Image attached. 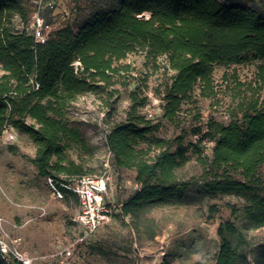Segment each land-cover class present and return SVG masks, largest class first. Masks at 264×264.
<instances>
[{
	"label": "trees",
	"instance_id": "trees-1",
	"mask_svg": "<svg viewBox=\"0 0 264 264\" xmlns=\"http://www.w3.org/2000/svg\"><path fill=\"white\" fill-rule=\"evenodd\" d=\"M27 13L18 0H0V136L7 126L26 134L35 144L33 164L43 178L84 176L65 152L69 142L80 139L68 126L65 109L96 89L95 83L108 87L119 71L127 72V66L117 63L128 54L139 51L153 60L166 56L175 72L162 108L169 121L195 87L201 98L216 95L215 66L255 63L254 82L244 91L247 107L238 104L240 120L223 125L209 119L184 146V136L149 140L156 126L137 116L133 106L128 119L113 124L105 139L115 168L133 170L139 185L122 202L123 216L179 199L189 182L178 179L176 170L189 161L191 150L202 170L197 182L206 195L244 202V229L229 220L217 228L221 245L215 264L264 263L263 258L249 259L244 233L264 228V179L259 173L264 166V109L259 98L253 99L264 89V14L235 0H120L114 8L89 13L75 31L69 26L55 30L47 42L37 44L14 24L15 17L27 24ZM142 142L146 148H138ZM207 142L210 159L203 155ZM236 213L233 207L231 214ZM0 264L7 263L0 257Z\"/></svg>",
	"mask_w": 264,
	"mask_h": 264
},
{
	"label": "rangeland",
	"instance_id": "rangeland-1",
	"mask_svg": "<svg viewBox=\"0 0 264 264\" xmlns=\"http://www.w3.org/2000/svg\"><path fill=\"white\" fill-rule=\"evenodd\" d=\"M18 1L28 8L27 24L18 17L14 18V24L19 30H27L33 0ZM104 1L92 0L86 8L81 0H53L54 8L43 11V15L55 30L69 26L75 31L86 15L85 10L90 13L109 10L118 2L101 6ZM235 1L255 6L264 14V0ZM47 13L50 16L46 17ZM117 66H127L128 71H119L108 87L95 83L96 89L78 96L66 107L68 126L79 132L80 139L69 142L65 152L84 175L108 176L120 203L139 186L134 181L133 170L117 169L113 165L105 139L113 124L126 121L135 106L137 116H145L156 126L147 137L149 140L173 141L184 136L183 145L188 146L195 139V128L204 129L209 119L223 125L240 120L238 104L247 107L244 96L249 94L244 91L253 84L256 70L255 63L250 62L215 66L216 95L201 98L195 87L182 100L174 120L169 121L162 108L175 72L166 56L147 59L137 51L128 54ZM255 98H259L258 106L264 109V89ZM27 122L31 123L29 119ZM9 135L11 143L7 142V135L0 136V232L9 239H19L25 253L37 256L33 264H215L221 245L217 236L219 224L229 220L237 228H245L241 213L243 200L228 195L216 198L206 195L202 184L197 182L201 167L190 150L189 161L176 170L178 179L189 182L179 199L171 204L150 206L126 219L117 216L110 224L85 234L71 222L77 211L76 199L73 196L61 201L54 199L44 178L38 175L33 164L36 152L33 141L15 129ZM138 148H146V143L142 142ZM210 148L211 143L207 142L203 154L207 159L211 157ZM173 150L171 144L170 151ZM259 173L264 179V166ZM233 207L237 209L235 215L231 214ZM244 233L250 242L249 259H264V228L247 229Z\"/></svg>",
	"mask_w": 264,
	"mask_h": 264
},
{
	"label": "built area",
	"instance_id": "built-area-1",
	"mask_svg": "<svg viewBox=\"0 0 264 264\" xmlns=\"http://www.w3.org/2000/svg\"><path fill=\"white\" fill-rule=\"evenodd\" d=\"M32 3L33 10L31 11V19L27 30L32 35L35 43L44 44L55 30L52 23L45 19L43 11L53 9L54 2L53 0H33ZM77 64L75 63V65ZM12 129V127L7 126L1 133L4 136L7 135V142L10 143L12 138L9 132ZM44 181L54 199L61 201L68 196H73L76 199L77 211L71 218V222L80 227L85 234L94 233L99 228L110 224L117 216L122 219L128 218L121 214L122 202H118L108 176L84 175L67 181L45 177ZM1 223L2 219L0 218V225ZM0 257L7 264L14 262L33 264V261L37 258V256H30L23 251L19 239H9L1 232Z\"/></svg>",
	"mask_w": 264,
	"mask_h": 264
},
{
	"label": "crops",
	"instance_id": "crops-1",
	"mask_svg": "<svg viewBox=\"0 0 264 264\" xmlns=\"http://www.w3.org/2000/svg\"><path fill=\"white\" fill-rule=\"evenodd\" d=\"M83 3V5H84V7H86V8H89V6H87V5H89V2H91L92 0H81ZM117 1V0H116ZM119 1L120 0H118V2H117V4H116V6L118 5V3H119ZM115 3V0H105L104 1V3H103V5H101V6H106V5H110L111 3ZM87 4V5H86ZM115 6V7H116ZM85 13H86V15H84V17H83V19H82V22L84 21V19L88 16V14L90 13V12H87V10H85L84 11ZM48 16H50L49 15V13H47L46 14V17H48ZM59 29V28H58ZM54 30H55V28H54ZM57 30V29H56Z\"/></svg>",
	"mask_w": 264,
	"mask_h": 264
},
{
	"label": "bare ground",
	"instance_id": "bare-ground-1",
	"mask_svg": "<svg viewBox=\"0 0 264 264\" xmlns=\"http://www.w3.org/2000/svg\"><path fill=\"white\" fill-rule=\"evenodd\" d=\"M17 133V132H16Z\"/></svg>",
	"mask_w": 264,
	"mask_h": 264
}]
</instances>
